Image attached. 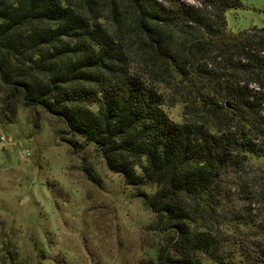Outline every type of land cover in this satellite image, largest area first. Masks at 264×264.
Listing matches in <instances>:
<instances>
[{"label": "trees", "instance_id": "obj_1", "mask_svg": "<svg viewBox=\"0 0 264 264\" xmlns=\"http://www.w3.org/2000/svg\"><path fill=\"white\" fill-rule=\"evenodd\" d=\"M243 0H0L2 113L42 107L94 144L164 233L157 264L264 262V28ZM201 85V118L163 90ZM147 189H153L148 191Z\"/></svg>", "mask_w": 264, "mask_h": 264}, {"label": "rangeland", "instance_id": "obj_2", "mask_svg": "<svg viewBox=\"0 0 264 264\" xmlns=\"http://www.w3.org/2000/svg\"><path fill=\"white\" fill-rule=\"evenodd\" d=\"M243 2L226 13L228 30L264 28V0ZM163 90L173 120L205 114L201 85L195 94L186 84ZM10 117L0 96V264L158 263L155 214L94 144L74 150L58 135L64 124L40 106Z\"/></svg>", "mask_w": 264, "mask_h": 264}, {"label": "built area", "instance_id": "obj_3", "mask_svg": "<svg viewBox=\"0 0 264 264\" xmlns=\"http://www.w3.org/2000/svg\"><path fill=\"white\" fill-rule=\"evenodd\" d=\"M1 140H2L3 142H6V136H5V135H2V136H1Z\"/></svg>", "mask_w": 264, "mask_h": 264}]
</instances>
